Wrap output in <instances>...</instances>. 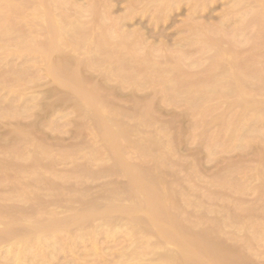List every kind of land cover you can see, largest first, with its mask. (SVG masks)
Returning a JSON list of instances; mask_svg holds the SVG:
<instances>
[{
  "label": "rangeland",
  "instance_id": "rangeland-1",
  "mask_svg": "<svg viewBox=\"0 0 264 264\" xmlns=\"http://www.w3.org/2000/svg\"><path fill=\"white\" fill-rule=\"evenodd\" d=\"M0 264H264V0H0Z\"/></svg>",
  "mask_w": 264,
  "mask_h": 264
}]
</instances>
